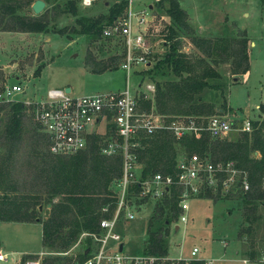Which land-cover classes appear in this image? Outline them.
<instances>
[{
	"label": "trees",
	"instance_id": "1",
	"mask_svg": "<svg viewBox=\"0 0 264 264\" xmlns=\"http://www.w3.org/2000/svg\"><path fill=\"white\" fill-rule=\"evenodd\" d=\"M29 1L0 0V26L19 31L44 30L45 17L29 14L23 9ZM126 5L127 0H112L106 4L105 12L94 16L78 15L75 17L77 27L73 29L85 34L91 42L99 37L111 38L103 36L102 29L124 16ZM64 7L76 14L75 0H65ZM150 9L156 13L162 11L168 17V22L162 28L165 36L162 42L167 43V50L153 64L151 62L139 71L142 77L154 83V109L163 115L196 118L218 114L211 103L214 101L206 100L202 92L207 89L223 93L221 82L211 81L222 76L215 67L220 62L227 63L228 71L233 76L247 70V38L244 34L215 37L196 34L179 0H154ZM182 34L188 37L197 52L187 54L179 49ZM163 64L172 77L154 78L152 68H161ZM100 65L108 68L118 66L113 60ZM39 68L34 69V74L38 73ZM139 102L144 108L150 105L149 100L140 99ZM219 108L224 111L223 107ZM259 108L263 109L264 106L260 105ZM25 115L29 114L20 102H0V221L40 224L41 246L45 249L40 257L41 264H69L72 260L61 253L80 237L81 249L75 257L76 261H82L88 255V251L85 254L83 251L90 245L89 234L99 232V220L109 217L115 207L113 185L120 175V156L101 155V136L96 134H92L88 146L76 154H51L45 135L35 121L26 123L23 119ZM250 121L249 132L240 131L231 139L212 138L206 131L184 134L176 139L168 130H158L152 136L141 138L134 149L138 180L155 172H172L174 160L181 151L205 155L212 161L232 160L236 167L245 171L248 189L224 195L206 192L199 197H234L242 210V226L237 234L242 237L250 233L253 221L260 215L259 211L264 212V118ZM19 167L28 172L29 182L18 178ZM128 190L132 207L144 204L142 198L135 196L137 182L129 185ZM43 206L46 213L41 217L40 208ZM176 217L175 193L170 190L163 199L152 204L142 248L134 253L166 255V236ZM82 233L85 236H81ZM254 251L252 244L244 251L251 262L260 256V252L256 254ZM175 264L204 262L192 258L176 261ZM255 264H264V261L256 259Z\"/></svg>",
	"mask_w": 264,
	"mask_h": 264
},
{
	"label": "rangeland",
	"instance_id": "2",
	"mask_svg": "<svg viewBox=\"0 0 264 264\" xmlns=\"http://www.w3.org/2000/svg\"><path fill=\"white\" fill-rule=\"evenodd\" d=\"M32 1L23 9L29 14L45 17L46 28L41 31H19L0 26V85L3 81H19L23 91L17 97L23 100H30L35 94H42L48 88L69 87L70 93L76 95L124 88V69L120 66L108 68L100 65L112 60L118 65L122 57V40L119 37H99L91 42L85 34L73 29L77 27L76 16H94L105 12L106 4L112 0H91L89 4L75 0L76 14L65 10V0H43L41 10L34 13L30 8ZM153 1L131 0V6L138 10ZM199 1L208 4L204 0H197ZM207 1L213 2L217 8L214 15L224 23L225 34L242 35L241 30H244L247 38L246 74L233 76L228 71L227 63L220 62L215 67L222 76L212 78L211 81L222 83L220 86L223 95L218 90L205 89L202 92L206 100L214 101L211 103L215 107L224 108L220 115H224L235 126L242 119H256L258 105L264 104V0ZM148 13L151 18L146 24V36L153 43L150 57L153 64L167 50V43L162 42L165 37L162 28L168 17L162 11L156 13L153 9H148ZM132 20L134 21L133 17ZM249 39L253 41L250 45ZM179 49L187 54L197 52V48L184 38L179 39ZM37 66H40L39 71L34 74ZM152 71V76L156 79L172 77L164 64L161 68H152ZM138 80L133 71L128 74L127 83L130 88H134ZM147 80V77H143L140 87ZM153 94L147 99L150 101L148 108L142 107L141 103L139 107L153 114L163 115L152 105ZM259 111V117L264 118V108ZM23 119L26 123L32 122L30 115H25ZM236 135L237 133L230 132L229 138ZM18 169V178L29 182L28 172L21 167ZM154 202L149 200L138 207H130L134 214L130 220H123L122 214L118 217L116 230L122 235L123 252L135 254L134 251L142 248L146 222ZM237 202L234 197L215 199L212 196L189 200L187 221L181 224L175 218L169 226L166 236L167 256L187 257L183 259L186 261L191 248L195 247L197 252L193 258L202 260L204 264H242L240 260L247 259L244 251L252 244L254 252H260V256L255 257L259 260L264 256V212L259 211L260 215L253 221L251 232L239 237L237 233L242 226V210ZM45 213L43 206L40 208V216H45ZM174 225L178 226L176 232H173ZM81 243L82 239L79 237L61 255L70 258L71 262L76 261L75 256L81 249ZM43 250L39 223L0 221V252L6 254V260L0 261V264H24L39 252L43 256ZM256 259L253 262L247 259L250 263L246 264H255Z\"/></svg>",
	"mask_w": 264,
	"mask_h": 264
},
{
	"label": "built area",
	"instance_id": "3",
	"mask_svg": "<svg viewBox=\"0 0 264 264\" xmlns=\"http://www.w3.org/2000/svg\"><path fill=\"white\" fill-rule=\"evenodd\" d=\"M90 1L81 0L83 4H89ZM150 18L147 6L136 10L132 8L131 0H127L124 16L102 29L103 36L119 37L122 40V57L118 66L126 72V83L120 90L76 95L70 91L65 92L62 88H48L42 94H35L30 100H23L17 97L23 91L19 81H3L0 85V102H20L25 107L45 135L49 153L61 156L76 154L84 150L89 144L90 136L96 134L101 136V155L120 156V175L113 185L116 196L114 210L109 217L99 220L97 234H89L87 257L69 264H175L176 261L185 259L179 256L170 258L167 254H128L122 249L118 251L122 235L116 230V221L120 214L123 220L134 217L130 209L133 205L128 200V187L135 182V196L142 198L144 203L161 200L173 190L176 219L181 224L187 221L189 200L206 192L224 195L248 189L245 171L236 167L232 160L212 161L205 155L183 151L177 154L172 172H155L138 180L134 149L141 138L152 136L158 130H168L176 139L184 134H197L200 131H206L212 138L227 139L230 132L251 130L250 119H242L240 124L234 126L233 122L217 114L206 118L178 114L158 115L139 107L140 99L147 100L154 93V83L148 78L140 87L143 77L139 73L151 63L153 43L146 36V24ZM131 71L139 79L134 88H130L127 83ZM102 210L105 211L106 208ZM81 236H85V233ZM196 252L197 249L192 247L189 259ZM41 255L39 252L24 264H41ZM3 260H6V254L0 252V261ZM246 261L242 260L243 263ZM258 261H264V256Z\"/></svg>",
	"mask_w": 264,
	"mask_h": 264
},
{
	"label": "crops",
	"instance_id": "4",
	"mask_svg": "<svg viewBox=\"0 0 264 264\" xmlns=\"http://www.w3.org/2000/svg\"><path fill=\"white\" fill-rule=\"evenodd\" d=\"M204 1L207 2L208 4H205L204 2H200V1L197 2V0H179L181 7L186 11L188 23L194 29V31L197 32V33L196 32L195 33L206 36V37H215V36H219V35H228V36L233 35V34H225L224 33L223 28L225 27V25H224V23H222V21H219L217 16L215 17L214 12H217V10H216L217 8L213 4V2H208L207 0H204ZM147 7L149 10H151L150 4H147ZM165 20H166V22H168V19H165ZM241 31H242V34H244V30H241ZM180 38H184L185 40H187L188 43H190L187 36L182 34L180 36ZM248 41H249V45L253 43V41L251 39H249ZM246 71L243 72L242 74H239V75L244 76L246 74ZM235 80H237V78ZM260 105L264 106V104H262V103H260L258 105V107H257L258 114H257L256 119L262 118V117H259V114H261L259 111ZM215 109L218 112L217 115H220L223 112L222 109L219 107H216ZM221 116L224 117V115H221ZM250 120H254V119H250ZM253 154L256 155V152H253ZM177 230H178V227H177ZM185 258H187V257H185ZM188 258H191V257L188 256ZM243 259L244 258H242L240 260V262L242 264H246L249 262V261H246V263H243L242 262Z\"/></svg>",
	"mask_w": 264,
	"mask_h": 264
},
{
	"label": "water",
	"instance_id": "5",
	"mask_svg": "<svg viewBox=\"0 0 264 264\" xmlns=\"http://www.w3.org/2000/svg\"><path fill=\"white\" fill-rule=\"evenodd\" d=\"M43 4H44L43 0H33L31 5H30V8L34 13H37L41 10V8L43 7ZM64 91L68 92L69 87H65ZM177 227H178L177 225L173 226V232L177 231ZM87 249H88L87 247L84 248L83 254H85L87 252ZM121 249H122V243H119L118 244V251H121Z\"/></svg>",
	"mask_w": 264,
	"mask_h": 264
}]
</instances>
